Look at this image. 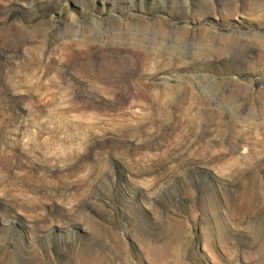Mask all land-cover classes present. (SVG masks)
Instances as JSON below:
<instances>
[{
    "label": "rangeland",
    "instance_id": "1",
    "mask_svg": "<svg viewBox=\"0 0 264 264\" xmlns=\"http://www.w3.org/2000/svg\"><path fill=\"white\" fill-rule=\"evenodd\" d=\"M0 264H264V0H0Z\"/></svg>",
    "mask_w": 264,
    "mask_h": 264
}]
</instances>
